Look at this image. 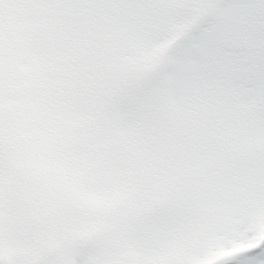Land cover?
Segmentation results:
<instances>
[{"label":"snow or ice","instance_id":"6c2138e0","mask_svg":"<svg viewBox=\"0 0 264 264\" xmlns=\"http://www.w3.org/2000/svg\"><path fill=\"white\" fill-rule=\"evenodd\" d=\"M0 264H264V0H0Z\"/></svg>","mask_w":264,"mask_h":264}]
</instances>
